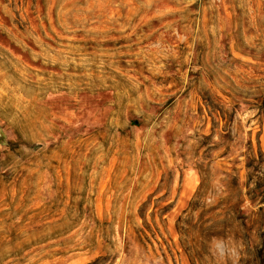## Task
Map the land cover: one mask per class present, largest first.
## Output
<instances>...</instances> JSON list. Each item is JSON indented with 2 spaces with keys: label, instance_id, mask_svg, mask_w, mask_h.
Returning <instances> with one entry per match:
<instances>
[{
  "label": "rangeland",
  "instance_id": "374dc122",
  "mask_svg": "<svg viewBox=\"0 0 264 264\" xmlns=\"http://www.w3.org/2000/svg\"><path fill=\"white\" fill-rule=\"evenodd\" d=\"M0 264H264V0H0Z\"/></svg>",
  "mask_w": 264,
  "mask_h": 264
},
{
  "label": "water",
  "instance_id": "95a60500",
  "mask_svg": "<svg viewBox=\"0 0 264 264\" xmlns=\"http://www.w3.org/2000/svg\"><path fill=\"white\" fill-rule=\"evenodd\" d=\"M2 137V133H1V131H0V138Z\"/></svg>",
  "mask_w": 264,
  "mask_h": 264
}]
</instances>
